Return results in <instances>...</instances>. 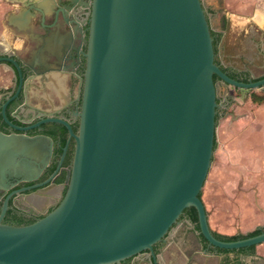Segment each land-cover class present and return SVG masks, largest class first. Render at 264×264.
Masks as SVG:
<instances>
[{
	"label": "water",
	"instance_id": "obj_1",
	"mask_svg": "<svg viewBox=\"0 0 264 264\" xmlns=\"http://www.w3.org/2000/svg\"><path fill=\"white\" fill-rule=\"evenodd\" d=\"M33 11L38 0H20ZM81 125L67 193L24 225L0 215V264H112L153 250L186 208L210 246L194 264H264L249 250L264 232L218 239L200 193L215 151L214 75L264 95L215 61L203 0H93ZM233 86V87H231ZM240 92L241 94H244ZM22 131V128H18ZM50 152L49 141L39 143ZM24 133L0 132V189L29 180Z\"/></svg>",
	"mask_w": 264,
	"mask_h": 264
},
{
	"label": "flooded vegetation",
	"instance_id": "obj_2",
	"mask_svg": "<svg viewBox=\"0 0 264 264\" xmlns=\"http://www.w3.org/2000/svg\"><path fill=\"white\" fill-rule=\"evenodd\" d=\"M15 1L18 8L6 12L0 21L6 20L18 35L25 37L26 43L19 52L3 53L0 49V132L25 134V159L31 169L24 175L29 180H9L7 187L0 189V215L8 200L4 221L13 217L35 221L54 210L69 187L75 135L81 125L93 0H38L32 12L20 0ZM214 1L203 0L216 63L238 81L264 79L263 48L255 63L246 61L245 56L239 66L227 61L230 19L224 6H216ZM214 80L219 119L230 101V85L218 75H214ZM46 139L50 147L48 156V150L39 145ZM191 211L192 207L184 210L153 250L112 264H192L206 260L201 252H225L208 244Z\"/></svg>",
	"mask_w": 264,
	"mask_h": 264
},
{
	"label": "crops",
	"instance_id": "obj_3",
	"mask_svg": "<svg viewBox=\"0 0 264 264\" xmlns=\"http://www.w3.org/2000/svg\"><path fill=\"white\" fill-rule=\"evenodd\" d=\"M16 2L0 0V20L6 12L18 8ZM214 2L216 6H224L226 16L230 19L227 61L239 66L245 56L246 61L252 60L255 63L261 54L260 48L264 50V0ZM229 94L228 106L218 119L227 123L224 128L217 124L220 147L226 154L221 156L230 158L232 165H235L239 172H254L260 165L254 160L264 158V95L241 94L235 89H230ZM256 97L262 100H255ZM214 188L216 197L210 192L206 196L202 194L213 231L228 236L239 234L235 231L246 225L242 223L246 218L254 220L255 225L248 232L264 226V183L220 181ZM240 197L242 200L250 198L256 203L244 209L243 205L239 204ZM255 255L264 259V243L256 246ZM173 256L177 257V254L174 252ZM201 256L206 257L207 253L201 252Z\"/></svg>",
	"mask_w": 264,
	"mask_h": 264
},
{
	"label": "rangeland",
	"instance_id": "obj_4",
	"mask_svg": "<svg viewBox=\"0 0 264 264\" xmlns=\"http://www.w3.org/2000/svg\"><path fill=\"white\" fill-rule=\"evenodd\" d=\"M221 10V9H220ZM219 17V16H218ZM232 88L228 87V90H230ZM227 122L226 121H218V126H223V128L225 127V124ZM217 140H218V127H217ZM228 140H229V136H228ZM226 155L225 153H223L221 147H220V141H217V147L214 151V155H213V160H212V164H211V168L209 170L206 182L204 184V187L202 189V194L204 196H206L207 193H211L213 197H216L215 195V185L216 183L223 181H249V182H255V183H264V158L259 157L258 159L256 158L254 161L258 162L260 165L258 166V168L255 169L254 172L250 171L249 173H245L244 172H239L236 169V166L232 165L231 163V159L228 158L227 156H224L222 158L221 155ZM234 168V169H233ZM234 171V172H233ZM261 197V196H260ZM215 199V198H214ZM246 201V202H244ZM256 203V201L254 200H250L247 198H244V200H242V198L240 197L239 199V204H242L244 209L245 208H250V206H252V204ZM242 208V206L240 207V209ZM243 225L235 232L237 233H241V232H248L249 229H253L254 228V220L251 219H245L244 222H242ZM243 229V230H242Z\"/></svg>",
	"mask_w": 264,
	"mask_h": 264
},
{
	"label": "trees",
	"instance_id": "obj_5",
	"mask_svg": "<svg viewBox=\"0 0 264 264\" xmlns=\"http://www.w3.org/2000/svg\"><path fill=\"white\" fill-rule=\"evenodd\" d=\"M223 28L227 29L226 25H224ZM255 100H262V98L259 99V97H256ZM217 124H218V118H217ZM216 147H217V136L215 137V149H216ZM201 196H202V193H200V197ZM192 208H193V211H191L192 218H193L194 222H196L198 224V213H197V210L194 207H192ZM188 209L189 208H186L185 210H188ZM5 222L6 223H10V224H14V225H24V224L32 223L34 221H27V220H25L22 217H13L12 219L10 218V220H7ZM262 232H264V226L258 227L255 230H253L251 232H248V233H239V234L230 235V236L222 235V234H219V233H217L215 231L213 233L220 240L236 241V240H241V239H245V238H248V237H251V236L258 235V234H260ZM255 248H256V245H253L249 249H242V251L250 250V252L254 253L255 252ZM220 250L226 251L225 249H220Z\"/></svg>",
	"mask_w": 264,
	"mask_h": 264
},
{
	"label": "clouds",
	"instance_id": "obj_6",
	"mask_svg": "<svg viewBox=\"0 0 264 264\" xmlns=\"http://www.w3.org/2000/svg\"><path fill=\"white\" fill-rule=\"evenodd\" d=\"M25 37L18 35L5 21H0V49L3 53L22 51Z\"/></svg>",
	"mask_w": 264,
	"mask_h": 264
}]
</instances>
